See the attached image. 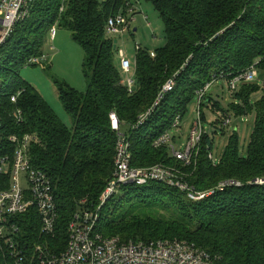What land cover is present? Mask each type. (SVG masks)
I'll return each instance as SVG.
<instances>
[{"label": "trees", "instance_id": "1", "mask_svg": "<svg viewBox=\"0 0 264 264\" xmlns=\"http://www.w3.org/2000/svg\"><path fill=\"white\" fill-rule=\"evenodd\" d=\"M127 1L34 0L28 18L16 25L0 48V154L15 151L9 135L37 138L30 145V159L55 187L59 218L51 241L57 251L66 246L67 226L75 212L98 204L113 175L117 134L110 126L111 111L118 114L126 131L152 107L166 80L175 75L174 89L127 135L132 166L167 163L182 168L166 146L157 148L154 141L171 128L178 115L185 117L197 91L215 77L231 78L255 63L264 69V0H152L163 18L167 42L154 51V57L147 48L137 51L136 87L129 93L115 63V37L107 33L108 19L123 11ZM54 25L70 31L84 52V91L53 77L71 125L20 75L31 58L45 52ZM259 90L258 83L245 82L231 94L229 103L236 117L255 113L247 154L240 153L235 130L220 161L209 157L218 123L228 116L215 101L223 114L212 123L214 131L203 135L192 163L183 168L185 178L199 191L213 189L226 179L238 180L241 186L217 190L198 201L161 183L124 187L120 199L126 201L124 207L112 213L108 204L113 197L107 201L99 231L125 241L186 240L206 250L216 264H264V182H256L264 181V97L255 104L251 101ZM210 102L213 97L207 95L201 106L203 122L207 121L204 108ZM19 109L20 120L15 116ZM221 130L225 135V128ZM17 220L25 234L39 237L35 209ZM0 264H11L1 248Z\"/></svg>", "mask_w": 264, "mask_h": 264}, {"label": "built area", "instance_id": "2", "mask_svg": "<svg viewBox=\"0 0 264 264\" xmlns=\"http://www.w3.org/2000/svg\"><path fill=\"white\" fill-rule=\"evenodd\" d=\"M34 0H0V48L7 42L16 25L28 18ZM139 1V0H138ZM126 11V12H125ZM128 13L134 16L136 9L127 1L125 8L112 15L107 22V33L111 36L123 35L131 30V19ZM58 26L54 25L49 33L54 40ZM142 49L137 46V51ZM154 57V51H150ZM120 69L123 74L129 75L123 79V84L129 93L136 87L134 64L121 50ZM49 60L47 53L29 60L28 66L41 64ZM258 76L257 63L251 65L241 73L226 77L220 75L212 82L207 83L197 91L198 118L191 129L190 139L187 143L178 145L174 131L181 130L182 117L178 115L171 128L154 141L157 148L166 146L169 153L182 168L167 164L157 163L151 166L134 167L131 164L132 152L128 139V132L139 128L152 114L153 110L163 97L171 92L176 84L175 75L169 77L160 89L152 107L138 116L137 121L128 126L125 131L115 111L109 114L112 131L117 134L114 157V172L108 180L98 204L77 210L67 226V243L63 250L52 249L51 240L56 234V225L59 211L55 199V187L46 172L35 168L30 159V145L37 142L35 135L26 134L22 138L9 135L8 140L15 144L13 153L0 154V247L11 264H216L213 257L204 249L186 240H150V241H125L119 236H106L99 231L98 226L103 206L118 191L128 186H144L149 183H161L174 187L184 192L190 199L198 201L223 190L229 186H241L242 183L235 179L221 181L215 188L208 191H199L188 182L184 167L189 166L193 156L198 152V146L204 134L207 133L202 120V102L208 95L211 84L219 79L228 81L231 94L240 90L245 82H255ZM20 94V93H19ZM17 101V96L12 97ZM207 102V101H206ZM17 119L22 118V111L15 112ZM234 116H222L220 127H229ZM2 119L0 116V145H2ZM209 157L215 159L212 153ZM216 160V159H215ZM264 182V181H256ZM87 203L86 199L81 201ZM35 209L40 223V243H35L31 248L27 246V237L18 222V216L25 215Z\"/></svg>", "mask_w": 264, "mask_h": 264}, {"label": "rangeland", "instance_id": "3", "mask_svg": "<svg viewBox=\"0 0 264 264\" xmlns=\"http://www.w3.org/2000/svg\"><path fill=\"white\" fill-rule=\"evenodd\" d=\"M100 1L103 2L104 0ZM128 1L134 5L136 13L134 16L132 13H128V18L131 19V31H127L122 36H114L118 41L115 52V63L118 67H120L121 50L134 64L138 45L142 48H147L149 51H155L164 47L167 42L165 38V25L163 18L155 7L153 1ZM134 29L137 30L135 31ZM57 32L58 34L55 40H51L50 37H48L44 47V51L48 54L49 60L38 65L24 67L21 70L20 75L40 92V94L49 102L59 117L67 125H71V119L64 111V108L59 100L58 88L53 81V77L65 80L77 90L84 91L87 86L82 69L84 52L82 47L73 40L70 31L65 28L58 27ZM132 33L134 35H132ZM133 74L134 76L132 75L130 77H135V71ZM122 76L123 79L129 77V75L123 73ZM255 83L260 85V90L252 94V104H255L258 100L264 97V69L258 68V76L255 79ZM208 95L213 97V102H210V104L204 108V114L207 121L203 122V124L209 133L214 131L212 123L217 121V119H219L223 114L214 106L215 101L218 102L223 109L227 110L228 114L230 113L234 116L232 124L229 127H225V135L222 134L221 128H218L219 132L216 134L213 149L216 162H219L221 157L224 155L230 141V135L235 130L239 136L238 148L240 153L242 155H246L255 127V113L248 114L244 117L235 116L234 112L229 107V103L232 101L231 96L233 95H231L227 80L219 79L214 81L211 84ZM198 111V101L195 98L188 105L187 113L182 119L181 130L173 132L179 146L187 143L190 139L191 129L198 118ZM218 125L220 124L218 123ZM123 196V191H118L113 196V199L108 204L110 212L113 213L116 211L117 214L121 212V209L124 207L126 202L124 200H120ZM165 199H167V197H165ZM25 236L28 238L26 241L27 246L30 248L35 243L41 242L39 237H33L29 232H26ZM51 243L53 244L52 241ZM52 249L59 250L58 246L53 245Z\"/></svg>", "mask_w": 264, "mask_h": 264}, {"label": "water", "instance_id": "4", "mask_svg": "<svg viewBox=\"0 0 264 264\" xmlns=\"http://www.w3.org/2000/svg\"><path fill=\"white\" fill-rule=\"evenodd\" d=\"M134 30L136 31L137 29H134ZM117 43H118V41L115 39V40H114V48L117 47Z\"/></svg>", "mask_w": 264, "mask_h": 264}, {"label": "crops", "instance_id": "5", "mask_svg": "<svg viewBox=\"0 0 264 264\" xmlns=\"http://www.w3.org/2000/svg\"><path fill=\"white\" fill-rule=\"evenodd\" d=\"M57 34H58V32H57ZM57 34H56L55 38L57 37ZM55 38H54V40H55ZM117 44H118V43H117Z\"/></svg>", "mask_w": 264, "mask_h": 264}]
</instances>
